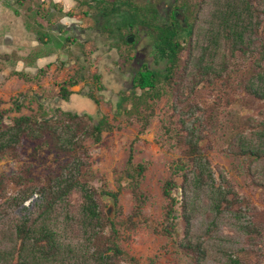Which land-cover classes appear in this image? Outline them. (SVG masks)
<instances>
[{
  "label": "trees",
  "instance_id": "trees-1",
  "mask_svg": "<svg viewBox=\"0 0 264 264\" xmlns=\"http://www.w3.org/2000/svg\"><path fill=\"white\" fill-rule=\"evenodd\" d=\"M87 2L95 4L99 20L124 21L118 29L140 26L148 39L152 63L132 80L139 94L124 98L127 114L146 124L151 112L142 115V108L162 95L169 99V124L163 131L179 155L161 186L164 226L153 232L172 239L188 264H259L264 214L245 204L228 178L213 170L205 146L211 118L197 116L200 110L190 96L198 87L214 86L230 71H240L238 87L263 107L255 117L243 119L244 130L228 137L222 151L241 162L249 187L264 191V0H174L172 8L180 19L174 14L164 19L149 3H78ZM39 33L40 39L44 35ZM12 75L25 78L19 72ZM75 83L74 78L66 82L69 87ZM71 93L58 89L63 101ZM21 106L16 99L12 111ZM3 113L0 157L17 161L26 141L34 145L31 158L45 148L64 160L41 178L31 176L29 163L15 175H0V264H138L118 247L115 224L102 213L98 194L84 175L88 152L83 140L98 144L101 133L110 130L105 119L84 113L47 119L40 111L3 124ZM131 157L129 147V167ZM134 171L139 176L142 168ZM8 185L16 188L14 194H6ZM174 188L179 189V201L171 196ZM104 194L116 200V193ZM131 194L134 206L123 221L128 229L141 217L137 183L131 185Z\"/></svg>",
  "mask_w": 264,
  "mask_h": 264
},
{
  "label": "rangeland",
  "instance_id": "rangeland-1",
  "mask_svg": "<svg viewBox=\"0 0 264 264\" xmlns=\"http://www.w3.org/2000/svg\"><path fill=\"white\" fill-rule=\"evenodd\" d=\"M79 1L82 0H0L2 123L8 124L13 117L40 111L45 113L47 119H62L64 113H85L95 119H105L110 130L101 133L98 144H94L91 138L83 140L88 152L84 175L88 185L98 194L97 199L104 216L108 206V201L103 200L104 193L117 194L116 200L112 199V218L109 220L115 224L118 247L138 264H188V259L176 249L172 239L153 232V229L160 230L164 226L166 200L161 194V186L168 178L170 164L179 155V149L163 131V126L169 124V99L162 95L149 103L146 109L142 108V115L151 112L146 124L138 121L133 114H127L129 104L124 102V98L130 93L138 95L139 91L132 88L127 90L129 76L117 68L119 66L123 69L128 65L127 58L132 55V50L131 46H125L122 42L112 43L111 39L116 38L117 33L126 31L123 28L118 31L115 29L117 24L121 25L124 21L119 22L116 17H111L108 22L99 20L96 18L95 4L83 5ZM129 1L141 7L160 2L167 5L170 0ZM63 15L77 18L78 28L84 32L83 43L70 42L67 50H64L63 46L68 44L64 42V30L61 35L55 34L56 38L50 33L46 34L50 45L43 42L44 37L39 41L37 33L44 29L51 30L46 19L53 20ZM5 21L10 23L8 29L3 24ZM20 23L25 25L26 31L15 37L14 24ZM6 30H9L13 38L7 36ZM68 34L73 36L72 32ZM18 37L25 38L26 43L21 44ZM146 40L148 44V39ZM56 52L65 56L62 62L58 58H54L49 64L35 60V57L40 58L50 53L54 55ZM147 52L145 49L144 53ZM30 58H34V62L29 66L24 64L21 67L18 64L21 60ZM13 72L23 74L25 78L12 75ZM93 75L97 77L96 81L93 80ZM70 78H74L75 86L69 87L66 84ZM240 78V71H230L227 76L217 80L214 86L198 87L190 100L197 104L199 118L204 113L211 118L205 146L209 150L207 157L213 170L228 178L245 204L264 214V191L249 187L241 162L222 151L228 137L244 130L243 119L247 116L255 117L263 107V104L252 100L240 90ZM60 86L72 92L65 101L58 94ZM16 99L22 103L17 113L12 111V104ZM94 100L97 104L93 103ZM33 146L22 141L17 161L8 155L1 156L0 175H15L22 165L29 163L32 168L31 176L41 178L64 160L45 148H41L36 159H33ZM129 147L132 151L131 167L126 164ZM138 168H142L139 176L134 171ZM134 183H137L140 193L141 217L135 220L134 227L128 229L123 221L134 206L131 194V185ZM15 192L16 188L8 185L6 194ZM179 194L178 188L172 189L171 196L176 201L180 199ZM32 200L30 198L28 202ZM26 205L29 206V203H25ZM13 213L17 215L18 209ZM261 248L259 264H264V231Z\"/></svg>",
  "mask_w": 264,
  "mask_h": 264
},
{
  "label": "flooded vegetation",
  "instance_id": "flooded-vegetation-1",
  "mask_svg": "<svg viewBox=\"0 0 264 264\" xmlns=\"http://www.w3.org/2000/svg\"><path fill=\"white\" fill-rule=\"evenodd\" d=\"M75 1H77V0H75ZM89 4H92V3L87 2V5H89ZM173 4H174V0H170L167 3V5H164L163 2H160V4H155L153 6H155L156 10L160 13V15L164 19H169L171 14H174L175 17L180 19L178 13L175 12L174 9L172 8ZM84 14L85 13H83V15ZM85 15L87 16V14H85ZM62 17H65V16H62ZM67 18L73 20L74 25H72L69 28L71 30V32L73 33V36L70 39V41L68 42V44H65L63 46L64 50H67V48L70 45V42L71 43L75 42L76 44H82L83 40H84V32L81 28L80 29L78 28L77 18L75 16H69ZM115 29H116V31L119 30L117 26H115ZM141 29H142V27H140V26H137L134 30L132 28H127L124 33H122V34L117 33L116 38H111L113 40L112 43L122 42L125 46H131L132 55L127 58V60L129 61L128 65L126 67H123V69L119 66L117 68L118 71L129 76V83H128V89L127 90H129L133 87L132 80L137 73L142 72L143 66L148 68L149 65L152 63V58L149 55L150 48L146 42L147 41L146 36L143 33H141ZM125 40H130V43L127 44L125 42ZM64 42L67 43L65 38H64ZM64 42H63V44H64ZM145 49L148 51L147 54L144 53ZM63 57H65V56L61 53H59V55L56 56V58H58L61 62L64 60ZM86 115L88 116V114H86ZM89 117L93 118L94 116H89Z\"/></svg>",
  "mask_w": 264,
  "mask_h": 264
},
{
  "label": "crops",
  "instance_id": "crops-1",
  "mask_svg": "<svg viewBox=\"0 0 264 264\" xmlns=\"http://www.w3.org/2000/svg\"><path fill=\"white\" fill-rule=\"evenodd\" d=\"M60 1H62V0H60ZM10 2H11V0H10ZM63 3H66V2H63ZM46 20H47L46 22H48V25L51 27V30L50 31H47L46 29H44V31L42 32L44 34V36H43L44 37L43 38V42H45L47 44L49 43V45H50L49 38L47 37L46 34H49L50 33V34L53 35V37H55V34L61 35L63 30H65V32H66V33H64V38L66 39L67 42L70 41V39L72 38V36H70L68 34V32H71V30L69 28L72 25H74L73 20L67 19V17L64 18L62 16H59V18L57 17V18H55L53 20H48V19H46ZM3 24H6L7 29L9 28L8 27V24H10L9 21H5ZM25 31H26L25 25L23 26L21 23L19 25H15L14 24V35H15V37H17L19 35L21 36L23 33H25ZM6 32H7V36L9 38H13L11 36V33H9V30H6ZM17 40H19V42L21 44L22 43H26V41H25L26 39L23 38V37L22 38L21 37H18ZM38 40L41 41L39 39V37H38ZM56 53H59V52H56ZM56 53H54V55H52V53H50L49 55L46 54V55H44V56H42L40 58L35 57V60L42 61L44 64H49V63H52L53 62L54 58H56V56H57ZM48 57H49V59H47ZM24 61H26V62H24ZM31 62H34V58H33V60L31 58L29 60H27V59L21 60L20 62H18V64L21 67H23L22 65H24V64L26 66H29L31 64Z\"/></svg>",
  "mask_w": 264,
  "mask_h": 264
},
{
  "label": "water",
  "instance_id": "water-1",
  "mask_svg": "<svg viewBox=\"0 0 264 264\" xmlns=\"http://www.w3.org/2000/svg\"><path fill=\"white\" fill-rule=\"evenodd\" d=\"M125 42L127 44H129L130 43V40H125ZM103 200L104 201H108V206L106 207L105 212H104L105 213V216H106V218L111 219L112 218V214H111L112 199L109 196L105 195V197L103 198Z\"/></svg>",
  "mask_w": 264,
  "mask_h": 264
}]
</instances>
